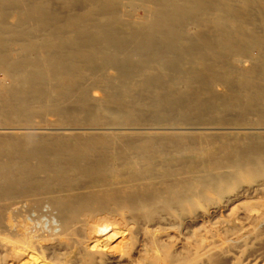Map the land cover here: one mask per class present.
<instances>
[{"label":"bare ground","instance_id":"obj_1","mask_svg":"<svg viewBox=\"0 0 264 264\" xmlns=\"http://www.w3.org/2000/svg\"><path fill=\"white\" fill-rule=\"evenodd\" d=\"M0 72L79 124H264V0H0ZM228 263L264 264V133H0V264Z\"/></svg>","mask_w":264,"mask_h":264},{"label":"rangeland","instance_id":"obj_2","mask_svg":"<svg viewBox=\"0 0 264 264\" xmlns=\"http://www.w3.org/2000/svg\"><path fill=\"white\" fill-rule=\"evenodd\" d=\"M134 18L137 21H144L146 17V11L143 8H136L133 13ZM193 29V30H191ZM190 34L195 35V29L191 28ZM17 54V55H16ZM20 54V50L16 47L11 51L12 57H17ZM254 57H261V53L258 49L253 50ZM251 57L244 58V64H251ZM118 68L112 67L108 69L109 73L115 74ZM159 67L152 65L149 67L142 78L153 79L159 82L157 79ZM4 74L0 72V78H3ZM157 78V79H156ZM216 92L223 96L226 92V88L223 85H216ZM91 94H97L102 96L104 91L102 89H92ZM57 93L53 94V97H57ZM238 99V98H237ZM71 100V99H70ZM70 100H59L54 103L44 105L38 108H29V104L33 100L25 101L19 98L10 99L3 88L0 86V133L12 134L16 136H23L25 134H59V133H71V132H84V133H102V132H122V133H144V132H171V133H217V134H262L264 133V124L259 122H248L247 124H241L237 121L234 123L225 124H207V125H194V126H166V125H144L130 123L126 120V117L122 114L119 124H94V123H76L72 119L64 115L63 109ZM243 100V99H241ZM10 104V105H8ZM11 107V108H10ZM121 112V108L117 107ZM257 118L256 115L253 116ZM36 119V120H35ZM43 121V122H42ZM39 122V123H38ZM122 122V123H121ZM166 126V127H165ZM169 127V128H168ZM125 128V129H124ZM133 128V129H132ZM71 129V130H70ZM211 131V132H210ZM259 182H256L258 185ZM241 196H245L246 190L240 188ZM237 191V192H238ZM245 193V194H244ZM256 192H251L249 195H255ZM234 195V194H233ZM29 204V203H28ZM45 204V205H44ZM38 205V206H37ZM218 207V209H217ZM44 209V210H43ZM220 209V210H219ZM22 216L17 219H32L33 227L37 231H49L52 228L57 227L59 229V219L57 216V209H55L44 196L38 197L34 204L33 202L26 208H22ZM53 210V211H52ZM221 205H213L211 212L219 214L221 211H225ZM47 213V214H46ZM15 228V226H14ZM118 239V238H116ZM117 242V241H116ZM229 264V263H228Z\"/></svg>","mask_w":264,"mask_h":264}]
</instances>
